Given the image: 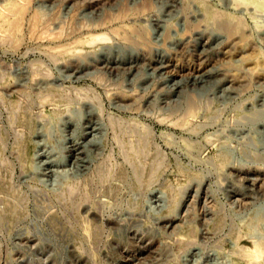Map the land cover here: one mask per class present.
I'll return each mask as SVG.
<instances>
[{"label":"rangeland","instance_id":"obj_1","mask_svg":"<svg viewBox=\"0 0 264 264\" xmlns=\"http://www.w3.org/2000/svg\"><path fill=\"white\" fill-rule=\"evenodd\" d=\"M262 123L264 0H0V264H264Z\"/></svg>","mask_w":264,"mask_h":264},{"label":"bare ground","instance_id":"obj_2","mask_svg":"<svg viewBox=\"0 0 264 264\" xmlns=\"http://www.w3.org/2000/svg\"><path fill=\"white\" fill-rule=\"evenodd\" d=\"M23 8H24V7H23ZM23 8H22V9H23ZM187 101H188V100H187ZM256 123H257V122H256ZM256 123H254L252 126H254ZM261 125L264 127V123H262ZM263 129H264V128H263Z\"/></svg>","mask_w":264,"mask_h":264}]
</instances>
